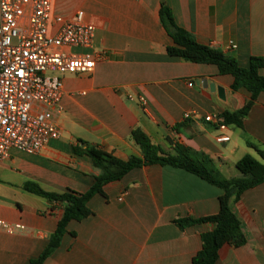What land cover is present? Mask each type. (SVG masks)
I'll list each match as a JSON object with an SVG mask.
<instances>
[{
    "label": "crops",
    "instance_id": "1",
    "mask_svg": "<svg viewBox=\"0 0 264 264\" xmlns=\"http://www.w3.org/2000/svg\"><path fill=\"white\" fill-rule=\"evenodd\" d=\"M163 5L200 43L233 55L242 67L252 56L264 59V0H52L55 15L84 11L95 26L92 52L104 49L106 55L95 58L89 74L63 75L61 137L38 154L13 150L0 162L2 216L27 227L15 234L0 230V264H30L64 214L62 204L26 190L25 183L85 193L94 182L99 171L92 160L73 151L85 146L81 140L127 160L142 156L131 139L132 130L141 128L166 154H176L177 144L208 154L226 177L240 176L235 164L246 154L261 160L247 142L264 149V92L242 127L228 125L230 140L217 142L220 130L203 116L238 110L251 94L233 90V76L219 74L214 64L168 54L173 39L161 22ZM260 73L264 76V66ZM204 79L224 92L204 87ZM190 111L200 118L185 119ZM104 192L90 199L91 215L68 223L60 245L42 264H192L202 233L213 226L182 229L175 220L216 214L224 190L183 168L151 164L105 184ZM231 209L247 241L224 244L215 264H264V182L232 198Z\"/></svg>",
    "mask_w": 264,
    "mask_h": 264
},
{
    "label": "built area",
    "instance_id": "2",
    "mask_svg": "<svg viewBox=\"0 0 264 264\" xmlns=\"http://www.w3.org/2000/svg\"><path fill=\"white\" fill-rule=\"evenodd\" d=\"M94 38L95 26L83 10L64 17L53 13L52 0H0V162L13 150L38 154L61 137L62 77L93 72L95 58L106 55L104 49L92 52ZM184 118L200 116L190 111ZM203 118L220 130L217 142L230 140L222 114ZM26 229L24 223L6 220L0 207V230Z\"/></svg>",
    "mask_w": 264,
    "mask_h": 264
},
{
    "label": "trees",
    "instance_id": "3",
    "mask_svg": "<svg viewBox=\"0 0 264 264\" xmlns=\"http://www.w3.org/2000/svg\"><path fill=\"white\" fill-rule=\"evenodd\" d=\"M160 18L173 39V44L167 46L168 54L194 63L214 64L217 66L219 74L233 76L231 86L233 90L245 88L250 92L251 96L242 108L222 113L224 121L228 125L242 127L244 118L260 93L264 92V76L260 73V69L264 66V59L252 56L249 66L242 67L233 55L211 45L200 43L190 31L179 26L171 9L167 6L161 7ZM131 139L141 148L142 156L132 155L124 160L113 152L89 145L83 140H81L82 145L85 146L73 148L76 154L88 156L92 160L93 166L99 171L85 193L71 189L64 192H51L44 190L35 182L25 183L26 190L48 200L59 202L64 207V214L58 222L56 231L51 235L47 247L30 264H42L60 245L71 220L80 221L93 213L88 203L95 194L105 195V184L120 180L136 167L151 164L183 168L224 190L219 197V211L216 214L203 218L187 217L175 220L182 229L199 223H209L213 226L212 229L202 233V248L193 257L192 264H215L219 250L224 244L228 243L238 247L246 243L241 221L231 209V200L232 198L239 199L245 190L264 182V149L248 141L247 143L256 149L261 160L251 154H246L235 164L241 175L226 177L217 167L215 160L206 153L195 154L189 147L177 144L175 146L176 154H166L160 146L152 142L141 128L132 130Z\"/></svg>",
    "mask_w": 264,
    "mask_h": 264
},
{
    "label": "water",
    "instance_id": "4",
    "mask_svg": "<svg viewBox=\"0 0 264 264\" xmlns=\"http://www.w3.org/2000/svg\"><path fill=\"white\" fill-rule=\"evenodd\" d=\"M204 87H209L212 91H218L219 94H222L224 92L223 87L216 85L215 83H208L207 80H203Z\"/></svg>",
    "mask_w": 264,
    "mask_h": 264
},
{
    "label": "rangeland",
    "instance_id": "5",
    "mask_svg": "<svg viewBox=\"0 0 264 264\" xmlns=\"http://www.w3.org/2000/svg\"><path fill=\"white\" fill-rule=\"evenodd\" d=\"M234 168H235V167H234ZM234 170H235V172H236L237 174L241 175V173L239 172V170H238L237 168H235Z\"/></svg>",
    "mask_w": 264,
    "mask_h": 264
}]
</instances>
